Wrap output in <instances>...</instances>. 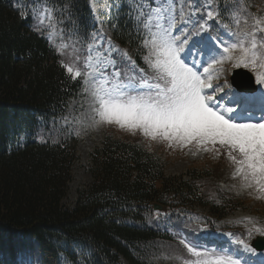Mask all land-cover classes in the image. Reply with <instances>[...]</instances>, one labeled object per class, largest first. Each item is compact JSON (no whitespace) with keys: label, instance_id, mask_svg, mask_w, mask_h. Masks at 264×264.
<instances>
[{"label":"trees","instance_id":"1","mask_svg":"<svg viewBox=\"0 0 264 264\" xmlns=\"http://www.w3.org/2000/svg\"><path fill=\"white\" fill-rule=\"evenodd\" d=\"M106 1L113 39L136 51L143 66L144 36L133 6ZM263 4L215 0L221 22L234 29L241 28L234 9H243L240 23L250 25L249 13L256 16ZM40 5L67 41L83 43L71 54H82L96 30L90 0H0V264H154L151 258L171 241L165 226L173 220L196 207L216 220L235 211L240 198L223 190L211 196L212 170L166 175L159 155L108 133L91 152L90 182L73 206L64 203L78 155L60 117L82 79L67 72L45 28L34 26ZM153 202L167 206L171 221L151 210Z\"/></svg>","mask_w":264,"mask_h":264},{"label":"snow or ice","instance_id":"2","mask_svg":"<svg viewBox=\"0 0 264 264\" xmlns=\"http://www.w3.org/2000/svg\"><path fill=\"white\" fill-rule=\"evenodd\" d=\"M132 2L134 0H130ZM211 2L212 0H205L204 7H208ZM144 7L150 5L144 4ZM174 12L172 0H167V4L162 2L151 8L152 14L148 15L144 24L152 35V40L146 41V44H151L152 51L144 58L149 64L152 76H146L142 69L137 74L135 62L131 61L127 53H121L131 61L130 68L122 79L121 72L116 70V61L111 58L112 53L118 49L111 46L104 50L107 55H102L93 44L89 45L90 54L85 59L83 69L72 64L66 66L67 72L72 74L73 79L83 76L84 83L91 86L92 110L99 117L97 124L115 123L130 131L138 129L153 140L167 141L169 146L175 144L185 147L194 144L199 149L207 145H219L228 150L230 159L238 165L235 175H239L246 182V186L255 184L259 191H264V116L257 122H252L251 118L246 122H239L235 115L236 109H224L215 103L212 95L206 94L207 89L212 88L215 92L221 88L220 85L213 88L210 83L223 71L222 68L214 69V65L231 60L236 51L240 55L236 58L234 67L243 66L251 70L264 68V36L257 38L258 33H264V17L249 13L253 23L248 25L246 19L245 30L230 33L236 37V41L226 43L223 51L217 52L219 59L213 56L211 63L201 73L198 69L189 67L179 56L187 40L177 46L180 38L172 32L176 25ZM145 15L141 10L136 19L139 20ZM207 15L214 18L218 13L211 10ZM153 16L157 20L156 32H151L150 27ZM180 17L182 23H187L183 8ZM232 20L239 25L238 12L232 14ZM160 21H165L167 27L159 23ZM200 28L203 30L204 25ZM92 39L94 44L103 40L102 31L94 34ZM108 44L111 45L110 40ZM92 52H95V56ZM109 68L112 69L111 73L106 71ZM257 83L264 84V75H257ZM233 153H238L239 159ZM256 231L264 230L257 228ZM180 243L189 254L188 257H176L181 264H241L240 260L233 259L230 255L217 254L215 250L200 251L197 246L190 245L183 239ZM236 243L245 251H254L242 239L236 240Z\"/></svg>","mask_w":264,"mask_h":264},{"label":"rangeland","instance_id":"3","mask_svg":"<svg viewBox=\"0 0 264 264\" xmlns=\"http://www.w3.org/2000/svg\"><path fill=\"white\" fill-rule=\"evenodd\" d=\"M140 2L139 4V11L143 10L145 12V16L148 17L151 13V7H156L158 4H161L162 2L164 4H167V0H138ZM203 6L205 5V0ZM213 2V0H212ZM211 2V3H212ZM92 7L95 15V21L97 25V33H101L103 35V40H100L98 43L93 42L92 43L96 49V51H99L102 55H107V52H105V49L110 48L111 46H114L111 40V32L110 30L104 26L103 24V11L106 12V7L104 1H97L92 0ZM172 3L174 4L175 8V18H176V25L172 29L173 33H176L178 27L181 30L180 35L178 36L180 38L179 42L182 43L185 38H187V35L184 33L189 34V28H193L195 24V20L197 18V10H196V2L195 0H172ZM210 3V4H211ZM144 4L150 5V7L145 8ZM209 4V5H210ZM204 7L205 13L207 14L208 11H211V8ZM181 8H183L184 12V20L187 21V23L181 22L180 12ZM258 11L257 17H264V4L263 8L257 7L256 9ZM261 11V12H260ZM144 16V17H145ZM38 26L46 28V31L49 33V37H51V40L56 43V48L59 49V52L61 53L62 62L65 66H69L72 64H75L76 68H80V61L77 59V54H71L68 52H63L60 48L61 44V35L58 31V29L55 26V23L52 19H49V15H47L45 12H39L38 15ZM41 19H43V23H41ZM204 22V29L199 30L198 37L201 38L203 43L199 44L198 47H200V52L197 53H191V50L189 51V56L187 57L188 60L192 61L196 66H198L199 69H203L204 67L208 66V64L211 63L212 57L216 56L217 59H219V56H217V52H222L224 46H220L217 44L216 38L207 35L206 34V27L209 26V23L201 20ZM159 23L163 24L165 27H167V23L165 21H160ZM157 20L155 19V16H153V19L151 21L150 27L151 32H156L158 29L156 28ZM96 33V34H97ZM228 39V40H226ZM111 41V45L108 44V41ZM152 35L149 32V29L147 28L146 37L143 41V47L145 48V53L142 55V62L144 63L145 69L144 73L146 76H152V72L149 69V64L145 61V57L149 56L150 52L152 51V46L150 43L146 44V41H151ZM223 40H226V43H234L235 41L232 40V35L230 32L225 31ZM225 43V44H226ZM218 47V48H216ZM118 49L117 52L113 53V57L116 61V68H117V55H121V53H128L133 52L136 53V51H132L130 49L127 50V48ZM129 51V52H128ZM90 54V52H89ZM92 55L95 56V52H92ZM240 55L239 51H236L232 54L231 60H225L222 64H216L214 65V69H223L222 72H219L218 78H214L210 83L213 85V88H215L216 85H220L221 88H226L225 83L229 82L228 78L232 70L236 69L237 67H234L233 65L236 62V58ZM89 56V55H88ZM123 56V55H121ZM154 59V57H153ZM128 61V60H127ZM132 61V60H131ZM203 62V65H202ZM259 63V62H258ZM239 68V67H238ZM240 68H243L241 66ZM245 68V67H244ZM248 72H250L254 76V81L257 82V75H264V68L257 67L255 70H251L250 68H245ZM110 70V68L108 69ZM109 73V71H107ZM216 73L214 72V76ZM219 82V83H218ZM259 84V83H258ZM91 86L86 85L84 83V77H83V84L81 89L77 92L75 97L71 100L70 103V109L68 114H66L64 117H62V125L68 127L69 134L71 137V142L75 143L76 147V153L78 155L77 160L75 161L73 165V179L68 185V193L66 198L64 199V203L68 206H73L75 204V201L78 196V192L83 189L91 180L90 176V170L89 165L91 164V152L95 147H100L102 145L101 141L104 138L105 134H110L114 138L119 139H125L129 141H138L143 146L146 147L149 151L159 155L164 163V171L166 175H180L181 172L186 171L187 168H204L209 167V170H212L214 172L218 171H224L227 172L224 169V166L226 165L224 162L221 161L220 158H218L221 155H225L228 153V150L226 148H222L219 145H207L201 148H197L194 144L188 145L185 147H180L178 145L172 144L169 146V143L167 141L156 139L153 140L150 137H146L140 130L130 131L128 128H121L119 125L115 123L107 124V123H96V120L99 119V117L94 113L93 109V99L90 92ZM259 91L261 93H264V84H259ZM218 90V89H216ZM207 91V90H206ZM209 92H214L212 88L209 89ZM224 93H222L223 95ZM235 101L230 102V105H234L236 103ZM246 112L241 108L240 110H236L235 115L237 118L241 119L239 122H243L245 118ZM257 117V112H254L253 114ZM246 122V121H245ZM256 122V121H253ZM75 137V138H74ZM205 148L207 150H205ZM239 155L238 153H234ZM216 158L220 162L215 163ZM221 166V167H217ZM238 165L232 164L230 165V170L228 172L229 178L231 180L229 187H231V191L235 192L242 197V206L236 210L234 213L228 215L226 218L222 220L223 225H230L235 233H237L238 236H240L242 240H247L248 242L253 241L256 237H262L264 240V231L258 232L256 231L257 228L264 230V191H259L257 189V186L253 184L252 186H246V182L242 180V178L239 175H235L236 168ZM225 186L226 183H223ZM217 186L220 189V186L222 184H217L214 181H210L207 183V187L210 190H217ZM196 216L191 218L188 223H203V218L213 221L212 218H208V214L203 211L202 209L195 210ZM249 232H251V235H249ZM206 233V232H205ZM217 233H213L209 236H216ZM224 242L227 240H231V235L228 233H222L221 235ZM234 243V241H231ZM202 251V250H200ZM247 255H250L251 259H253L252 254L250 252L247 253ZM261 255L264 256V252L261 253ZM177 256H184L188 257L189 254L187 253V250L184 248V246L180 242H174L170 243L168 246H166L156 257H154L152 260L157 264H181V261L176 259ZM243 264H255V261H250L247 256H244Z\"/></svg>","mask_w":264,"mask_h":264},{"label":"water","instance_id":"4","mask_svg":"<svg viewBox=\"0 0 264 264\" xmlns=\"http://www.w3.org/2000/svg\"><path fill=\"white\" fill-rule=\"evenodd\" d=\"M237 74H242L244 76H248L247 73H246V71L245 70H242V69L237 70L234 75L236 76ZM153 209H155V210H161V207L158 204H154L153 205ZM260 244H262V243H258L257 244V247H260Z\"/></svg>","mask_w":264,"mask_h":264}]
</instances>
